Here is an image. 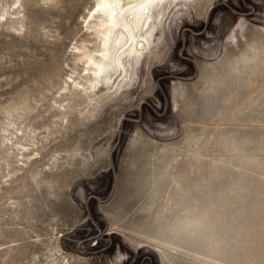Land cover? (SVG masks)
<instances>
[{"label": "rangeland", "instance_id": "rangeland-1", "mask_svg": "<svg viewBox=\"0 0 264 264\" xmlns=\"http://www.w3.org/2000/svg\"><path fill=\"white\" fill-rule=\"evenodd\" d=\"M92 2L0 0V13L22 4L11 22L0 17V264H264V52L263 69L229 67L252 53L246 42L264 43V0L193 2L124 93L91 113L74 102L63 122L52 100ZM16 134L23 145L8 150ZM196 181L226 198L211 207L225 224L208 259L158 233Z\"/></svg>", "mask_w": 264, "mask_h": 264}, {"label": "bare ground", "instance_id": "bare-ground-1", "mask_svg": "<svg viewBox=\"0 0 264 264\" xmlns=\"http://www.w3.org/2000/svg\"><path fill=\"white\" fill-rule=\"evenodd\" d=\"M50 1H52V0H50ZM200 1H202V0H93L92 5L88 9L87 13L84 12L85 15L82 19L83 20L82 21V30L84 31L85 35H84V37L78 39V41L72 47V53L74 56V67L71 68L70 74L68 75V79L64 80L63 87L61 89H59V90H61V93L59 94V98L55 97L52 100L53 105H51V108L57 111L58 118H60L63 122L66 121L69 113L74 108L72 105V103H74V102L80 101L79 106L82 107V108L78 109L80 113H85V112L91 113L97 108V106L99 104L104 103V102L108 101L109 99H112L113 97H115V96L117 97L119 94L124 93L126 88L128 86H130L133 82L135 69L140 64H143L145 59L148 58L149 56H151L154 53V50H156V48L158 47V45H155L156 40L161 39L163 37V36L161 37V35H163L165 33L167 24L170 25L175 20V18L183 11L184 8H186L188 10L192 6L193 2H200ZM207 1H208L207 3H208V8H209L212 6L214 0H207ZM12 3H14V2L12 1ZM21 5L16 6V7L14 6L13 12H11V11L1 12L0 17H2L4 20V22L2 24H4V23L7 24L11 20L10 18H12L13 16H15V17H18L19 15L21 16V11H20ZM10 9H12V7ZM201 15L204 16L202 13H201ZM20 19L21 18H19V20ZM0 20H1V18H0ZM18 25H20V24H18ZM243 29H241V30H243ZM238 32L241 33V31H238ZM238 32H237V34H238ZM242 32H244V31H242ZM256 33H258V32H256ZM258 34H260V33H258ZM241 35H243V34H241ZM243 36H246V35L244 34ZM252 37H254V34ZM255 37H256V35H255ZM260 37H262V35ZM235 38L236 37L234 36V39ZM241 39H243V37H241ZM258 39H259V37H258ZM248 40H251V39H248ZM165 41H166V39H165ZM243 42L245 43L246 41L244 40ZM256 43H254V41H253V43L249 42V41L246 42L247 47L251 49L252 53L248 54L249 50L247 51V49L246 50H239L234 55H232V59L229 60V62L231 63V66H229V67L234 68L233 70H239V66L241 65V63L247 64V62H249L250 60H254V64L252 62L250 63V64L254 65L253 68H255V69L262 68L263 65L261 67H259L260 65L258 64V61H259V52H264V43L263 44H256ZM237 46H238V44H237ZM227 48L230 49L229 45ZM261 61H263V60H261ZM244 66H246V65H244ZM247 66H246V68H247ZM257 66H258V68H257ZM218 67H217V69H218ZM229 67L228 68L226 67V68L230 69ZM212 68H214V67H212ZM222 70H224V67ZM220 71H218V72H220ZM209 72L212 73L211 71H209ZM226 72H233V71L228 70ZM253 72H255V71H253ZM214 74H216V71ZM235 74H236V71H235ZM225 75H226V77L231 76V75H229V73H228V75H227V73H225ZM233 75H234V73H233ZM263 75H264V72H263ZM226 77H225V79H226ZM251 77H252V75H251ZM251 77H250V79L253 80L252 79L253 77L252 78ZM228 78L226 79V81H228ZM235 79H234V81H235ZM136 81H134V82H136ZM206 81L207 80H205V82ZM236 81H237V79H236ZM248 81H249V78H248ZM211 82H213V81H211ZM230 82H231V79H230ZM239 82H240V80H239ZM219 83L222 84V82H219ZM252 83H255V82H252ZM216 84L218 87V83H216ZM216 84H214V86ZM227 84L228 83H226L224 85H227ZM224 85L222 84V86H224ZM217 87H215V89ZM256 87H254L253 90L256 89ZM131 88H133V87H131ZM260 90H258V91H260ZM251 98H253V97H251ZM111 104H113V103H111ZM100 108H98V109H100ZM32 110H33V108H32ZM7 126H9V125H7ZM18 130L21 131L22 135H26L28 129L23 130L20 128ZM7 133H8V131H7ZM33 133L35 134L36 132L34 131ZM9 137L8 138L5 137L8 140V143H7V149L8 150H14L15 148L23 145L21 143V141L19 140L20 137L17 134H16V140L15 141L12 139V138H14L13 136H12V138L11 137L9 138ZM31 139H33V138H31ZM30 144H35V142L30 143ZM36 146H37V144H36ZM29 147L30 146L28 145V148ZM25 148H27V147H25ZM19 149H18V151H19ZM28 150L29 149H27V151ZM24 154L25 153L23 152V155ZM26 154H27V152H26ZM231 155H233V154H231ZM259 155H262V154H259ZM18 156H19V154H18ZM239 156H241V155H239ZM243 156H245V155H243ZM25 162H26V160L24 161V164H25ZM26 164H25V166H26ZM213 186H214L213 181L212 182L208 181V183H206L205 187H203L202 184L200 185L198 183V181H196L189 186L190 195H189L188 199H186L183 196H180L179 200L178 201L176 200L177 203L175 204V206H178L180 208L182 207L181 208L182 210L180 211V213L175 212L174 217L170 221L167 219L168 223L165 221L166 220L165 219L163 221V223H165V224L164 225L162 224L160 226V230L158 231L159 235L161 236V238L163 239L164 242H167V243H170V244H173L176 246L185 245L184 248H186L192 254L195 255V254L199 253V255H202L205 258L210 257L209 254L213 253V251L215 249L218 252V250L216 248V247H218V245L216 244L218 241H216V239H214V237L218 234V231H219L218 228H220V227H218V225L220 223H222L224 225L225 221H223L220 218L219 212H216V209L213 210L211 207L216 206L220 199L226 200V198L225 197L216 198L217 192H215V189L213 188ZM173 199H174V197H173ZM220 206L223 208L224 203L221 202ZM164 210H165V208H164ZM240 213L242 215L243 210H240ZM157 215H158V213H157ZM154 220H156V219H154ZM160 220H163V219H160ZM227 220H228V218H227ZM160 222L161 221H159V223ZM159 225L160 224H158V226ZM239 226H240V222H239L238 227ZM226 238H227V236H226ZM232 239H235L234 248H235V251L237 252L236 258L238 259V255H239V252L241 249L242 239L240 238L239 233H237L236 238L232 237ZM218 240H219V238H218ZM228 243H229V241H228ZM224 244H227V243H224ZM231 244L232 243H230V245ZM221 245L222 244H220L219 246H221ZM228 246H229V244H228ZM228 246H227V248H228ZM182 248H183V246H182ZM224 251L225 250H222L223 253H224ZM225 255H228V253ZM216 258H217V256L215 257V259ZM252 258H250V259H252ZM240 259L241 258H239V260ZM222 260H220V261H222ZM239 260H238V263H239ZM203 261L207 262V260H204V259H203ZM174 263L176 264L177 262L175 261ZM238 263H236V264H238Z\"/></svg>", "mask_w": 264, "mask_h": 264}]
</instances>
